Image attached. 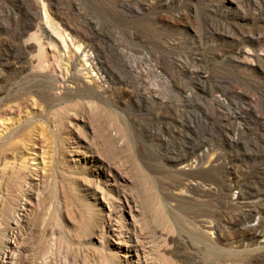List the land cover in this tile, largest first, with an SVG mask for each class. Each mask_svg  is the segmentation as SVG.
<instances>
[{"label": "rangeland", "instance_id": "obj_1", "mask_svg": "<svg viewBox=\"0 0 264 264\" xmlns=\"http://www.w3.org/2000/svg\"><path fill=\"white\" fill-rule=\"evenodd\" d=\"M263 245L264 0H0V264Z\"/></svg>", "mask_w": 264, "mask_h": 264}, {"label": "bare ground", "instance_id": "obj_2", "mask_svg": "<svg viewBox=\"0 0 264 264\" xmlns=\"http://www.w3.org/2000/svg\"><path fill=\"white\" fill-rule=\"evenodd\" d=\"M46 16V15H45ZM47 22V21H46ZM60 34V33H59ZM68 37V36H67ZM73 37V36H72ZM60 41L62 42V43H64V41H65V36L63 35V36H60ZM69 41L71 40V38H69L68 39ZM72 41V40H71ZM70 41V42H71ZM71 45H72V42H71ZM73 45H75V44H73ZM74 47V46H73ZM75 48L78 50L80 47L79 46H75ZM73 51V50H72ZM79 51V50H78ZM74 52H76V51H74ZM85 54V53H84ZM42 55V54H41ZM84 58H85V56H84ZM83 58V59H84ZM86 62V61H85ZM82 66V65H81ZM84 68V67H83ZM87 69V68H86ZM86 74V73H85ZM260 247V246H259ZM258 247V248H259ZM258 253V252H257ZM251 260V259H250ZM264 260V245L260 248V253H259V256H257L256 258H252V260H251V263H250V261H248L250 264H258L259 262H261V261H263Z\"/></svg>", "mask_w": 264, "mask_h": 264}]
</instances>
